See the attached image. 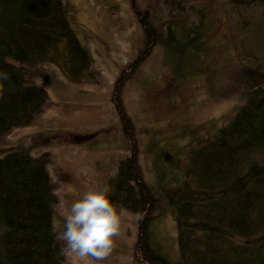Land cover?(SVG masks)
<instances>
[{
	"label": "trees",
	"instance_id": "1",
	"mask_svg": "<svg viewBox=\"0 0 264 264\" xmlns=\"http://www.w3.org/2000/svg\"><path fill=\"white\" fill-rule=\"evenodd\" d=\"M230 2L232 26L243 32L233 40L241 64L223 96L241 102L214 132L192 131L181 149L163 151L167 171L160 182L166 180L154 187L140 163L142 137L123 93L155 46L175 41L170 24L161 31L149 8L128 0L142 39L110 95L128 151L107 185L123 211L136 215L135 264H264V52L248 38L264 19V0ZM169 8L176 15L184 11L182 0H170ZM183 35L177 50L182 59L185 47L198 51L205 42L203 16ZM53 65L73 84L103 81L72 23L70 0H0V144L7 146L0 152V264H68L69 251H61L52 231L60 186L50 169L55 153L28 134L12 136L17 128L41 124L36 118L54 106L41 81ZM166 208L175 219L177 260L154 241V224Z\"/></svg>",
	"mask_w": 264,
	"mask_h": 264
},
{
	"label": "rangeland",
	"instance_id": "2",
	"mask_svg": "<svg viewBox=\"0 0 264 264\" xmlns=\"http://www.w3.org/2000/svg\"><path fill=\"white\" fill-rule=\"evenodd\" d=\"M70 2L72 23L81 41L90 47L94 67L102 72L103 81L73 84L57 65L49 67L48 77L41 81L54 106L36 118L43 121L41 124L17 128L12 134L13 138L28 134V140L55 153L50 169L59 178L58 196L66 206L79 197L85 182L107 184L118 160L128 151L110 95L116 76L136 55L142 39L128 0ZM138 2L152 11L161 31L171 25L175 41L159 42L138 66L123 93L126 109L142 137L140 163L147 181L158 187L166 180L160 182L161 173L167 171L162 152L181 149L192 131L198 135L214 132L241 102L239 96L223 94L229 92L231 74L241 64L233 40L236 43L243 32L232 26L230 0H182L184 11L180 15L171 12L170 0ZM201 15L206 26L205 42L198 51L185 47L184 56L189 60L182 59L177 50L185 42L183 30L188 23H197ZM253 29L249 44L264 52V19ZM6 148L0 144V152ZM178 156L184 163L183 154ZM167 174L170 176V172ZM58 220L61 217L55 215ZM153 229L159 248L171 259H179L170 208ZM136 235V215L123 211L114 247L100 264H135L132 248ZM68 264L97 262L69 251Z\"/></svg>",
	"mask_w": 264,
	"mask_h": 264
},
{
	"label": "clouds",
	"instance_id": "3",
	"mask_svg": "<svg viewBox=\"0 0 264 264\" xmlns=\"http://www.w3.org/2000/svg\"><path fill=\"white\" fill-rule=\"evenodd\" d=\"M52 209L61 217L52 228L61 251L68 250L78 258H94L97 264L111 253L120 232L123 207L112 199L109 185L85 182L78 198L67 206L59 200Z\"/></svg>",
	"mask_w": 264,
	"mask_h": 264
}]
</instances>
